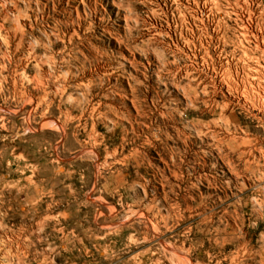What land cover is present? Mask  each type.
Instances as JSON below:
<instances>
[{
    "label": "rangeland",
    "instance_id": "obj_1",
    "mask_svg": "<svg viewBox=\"0 0 264 264\" xmlns=\"http://www.w3.org/2000/svg\"><path fill=\"white\" fill-rule=\"evenodd\" d=\"M263 101L264 0H0V264H264Z\"/></svg>",
    "mask_w": 264,
    "mask_h": 264
},
{
    "label": "bare ground",
    "instance_id": "obj_2",
    "mask_svg": "<svg viewBox=\"0 0 264 264\" xmlns=\"http://www.w3.org/2000/svg\"><path fill=\"white\" fill-rule=\"evenodd\" d=\"M246 92V91H245ZM264 102V101H263Z\"/></svg>",
    "mask_w": 264,
    "mask_h": 264
}]
</instances>
